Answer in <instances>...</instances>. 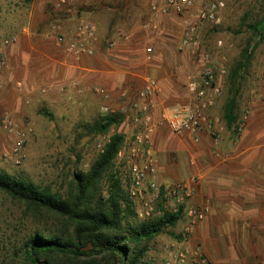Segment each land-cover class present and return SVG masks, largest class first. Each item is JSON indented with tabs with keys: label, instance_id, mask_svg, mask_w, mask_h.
<instances>
[{
	"label": "rangeland",
	"instance_id": "374dc122",
	"mask_svg": "<svg viewBox=\"0 0 264 264\" xmlns=\"http://www.w3.org/2000/svg\"><path fill=\"white\" fill-rule=\"evenodd\" d=\"M116 1L94 0L91 4L85 5L82 0H78L75 9L70 13L73 14L80 6L86 7L84 18L96 23L99 28L98 49L99 47L109 49L108 42L114 39L115 32L124 30L130 33L132 28L130 21L140 18L138 21L140 27L131 39L118 38L117 46L114 48L128 47L131 54L136 53L134 57H139L140 63L136 61V65L131 67V71L134 72L132 84L119 86L113 92L109 91L108 100L96 93L94 87L87 88L84 92L75 89V94H80L82 97L74 104L66 106L61 103L62 101L57 103L50 101L49 94L55 89H50L48 84L41 86L37 92L36 88H33L32 92L35 93L27 92L24 89L25 84L19 77H11L8 54L12 46L23 40L24 44H28L31 48L42 37L46 38L48 33L52 38L50 32L53 31V25H62L65 29L74 28L78 24V19L73 22L64 19L67 12L54 7L57 0H0V169L32 180L38 185L51 187L53 190L66 189L72 172L87 170L112 133L119 131L129 136L132 128L128 113L129 104L143 85L145 77H155L162 83L167 79L169 84H172V86L168 85L171 87V92L172 89L177 91L176 97L168 95L165 107H171L166 103H172L176 98L182 103H187L190 101L187 84L199 76L204 69L203 55L206 52L212 54L213 61L222 55L228 58V73L223 77L220 76L221 92L216 104L222 103L234 93L229 82V72L239 60L242 49L253 38L248 24L262 18L264 0H225L221 23L199 22V45L184 48H180L184 33L182 17L173 11L165 12L164 0H124L123 5L128 6H122V10L116 8ZM154 3L159 10L155 14L152 11ZM130 5H135L133 11ZM113 16L114 22L111 23ZM245 17L246 20L243 21ZM188 19L194 20L191 16H188ZM148 22L152 26L145 28L144 24ZM155 25L156 27H153ZM143 30H148L149 33ZM13 36H16L17 40L2 47L4 40ZM257 39L258 37H254L251 43L254 44ZM218 40H222L223 44L219 45ZM148 46L154 48V57L151 61L145 59V49ZM2 59L6 60L3 65ZM59 90L60 93L64 92V88ZM124 91L127 96H123ZM238 95V109L241 116L247 113L250 106L252 110L260 105V108L264 106V41L255 50L252 66L239 85ZM104 106H109L113 113L127 114L126 119L119 126H114L107 134L89 132L83 124L93 122L99 115L108 114L103 110ZM46 112H51L53 117ZM6 116H9L13 124L25 134L17 153L14 152L16 134L9 132L5 127ZM217 132L220 135V131ZM175 137L179 138L178 135ZM162 148V160H160L165 164V149ZM159 155L161 156L158 152ZM176 157L175 153H169L171 164L167 166V170L176 179L167 182L186 178L180 179L183 174H180L181 168ZM187 158L188 165H193V157L189 155ZM183 161L185 166L184 158ZM115 169L118 170L124 183L130 185L131 172L123 156L118 155L116 158ZM187 173V177L191 175ZM136 204L141 207L142 199L136 198ZM56 223L57 220L52 217L44 220L32 218L25 213L21 204L0 192V264H10L14 251L36 228L40 229L45 225L52 226L51 224ZM210 245L200 236L197 229L192 234H185L184 222L181 219L175 226L169 227L152 239L145 261L146 264H168V262L179 264L172 257L175 250L200 246L203 252L205 251L206 262L189 260L183 264H215L214 257L207 252H217V247Z\"/></svg>",
	"mask_w": 264,
	"mask_h": 264
},
{
	"label": "crops",
	"instance_id": "0c3cea01",
	"mask_svg": "<svg viewBox=\"0 0 264 264\" xmlns=\"http://www.w3.org/2000/svg\"><path fill=\"white\" fill-rule=\"evenodd\" d=\"M124 2L117 0L116 8L128 6L123 5ZM129 7L133 11L135 5ZM84 13L80 18H84ZM113 18L111 23L114 22ZM139 20L137 18L129 23L132 25V35L140 27ZM143 31L149 33L148 30ZM48 35L31 48L23 40L9 49L11 77H19L30 94L33 88L37 92L41 86L48 84L50 89H55L49 94L50 101H62L70 106L82 97L75 94V89L84 92L87 88L100 86L107 92H113L119 86L132 84L134 72L131 67L136 65V61L139 62V57H134L136 53L131 54L128 47L118 46L113 51L99 47L94 56L76 60ZM160 82L164 90L155 96L156 117L163 109L178 110L193 103L192 96L187 92L189 102L182 103L176 98L172 103H166L171 107H165L168 95L176 97L178 94L175 89L171 92L169 86L172 84L167 79ZM60 88H64V92L60 93ZM136 95L137 92L134 99ZM230 96L222 103L218 102V105L215 102L217 106L208 111L210 121L215 129L217 127L216 131H220L217 145L209 130H205L201 141L196 143L189 135L175 137L176 134L167 125L158 129L154 144L158 160L157 178L164 183L176 179L167 170L171 164L169 153H175L180 174H183L178 177H186L183 180L196 179L197 194L192 202L205 203L209 207L197 230L207 244L217 247V252L207 250L214 257L215 264H264V106L253 110L250 106L244 130L234 134V127H228L224 118L225 105ZM242 116L239 115V121ZM162 147L165 149V164L161 162ZM158 152L161 156H158ZM189 155L193 157L191 166L188 165ZM183 158L186 160L185 166ZM187 172L191 174L188 177Z\"/></svg>",
	"mask_w": 264,
	"mask_h": 264
},
{
	"label": "trees",
	"instance_id": "16d2710c",
	"mask_svg": "<svg viewBox=\"0 0 264 264\" xmlns=\"http://www.w3.org/2000/svg\"><path fill=\"white\" fill-rule=\"evenodd\" d=\"M63 10L67 12L64 19L69 21L76 15L79 20L86 7H78L73 14L66 8ZM248 25L253 38L229 72L234 93L226 102L224 118L228 127H234V134H239V85L250 71L255 50L264 41V14ZM254 37L258 39L252 44ZM46 113L53 117L51 112ZM126 115L122 112L99 115L83 126L89 132L107 134ZM125 140L124 133H112L87 170L72 172L64 190H53L0 169V192L21 204L25 213L36 220L47 217L57 220L52 226L45 225L30 233L14 251L10 264H146L150 242L175 226L182 219V210H164L162 215L150 218L139 216L130 185L114 170ZM157 206L163 209L162 201Z\"/></svg>",
	"mask_w": 264,
	"mask_h": 264
},
{
	"label": "built area",
	"instance_id": "2783aa9c",
	"mask_svg": "<svg viewBox=\"0 0 264 264\" xmlns=\"http://www.w3.org/2000/svg\"><path fill=\"white\" fill-rule=\"evenodd\" d=\"M77 1L58 0L55 6L60 10L66 8L72 12ZM93 1L82 0V3L88 5ZM164 1L166 4L165 12L173 11L182 17L184 33L180 41V48L197 47L200 39L199 22L221 23V12L226 5L225 0ZM157 10L158 6L154 3L152 5L153 13L155 14ZM188 16L193 17L194 20H189ZM151 26L150 22L144 24L145 28ZM52 30L50 33L56 45L76 60H80L84 56H94L98 51L99 28L96 23L88 19L80 18L74 28L65 29L62 25H53ZM131 37L132 33L117 30L114 39L108 42V47L114 49L117 46L118 38L130 40ZM16 40V36L5 39L2 47H6ZM218 44L222 45L223 41L218 40ZM153 57L154 48L148 46L145 49V59L151 61ZM203 59L205 62L204 69L199 76L187 84V90L192 96L193 103L183 107V109H163L160 111L159 117L155 116V96L163 92V86L155 77H145L144 84L137 91L136 98L130 101L128 113L132 128L129 136H126L123 149L119 153L129 164L131 172L130 192L135 198L142 199V206H137L139 216L150 218L162 215L164 210L172 212L182 210L184 233L187 235L192 234L200 222L205 219L209 207L205 203L192 202L197 194L195 178L166 183L158 180V160L154 144L158 129L164 125H167L178 136H191L196 143L201 141L205 130H209L214 144L217 145L220 142L218 133L209 119L208 111L215 105L216 98L221 92V77L228 73V58L226 55H222L213 61L212 54L206 52ZM5 63L6 60L2 59L1 64ZM95 92L106 100L110 97V94L100 86L95 87ZM123 96H127V94L124 93ZM103 110L106 113L113 111L109 106H104ZM248 118V112L243 114L238 123L239 133L244 130ZM4 123L9 132L16 134L17 141L14 145V152L17 153L24 141L25 134L13 124L9 116L5 117ZM159 201H162L163 209L158 208ZM172 257L179 264L189 260L200 263L207 260L200 246L179 248L175 250Z\"/></svg>",
	"mask_w": 264,
	"mask_h": 264
},
{
	"label": "water",
	"instance_id": "95a60500",
	"mask_svg": "<svg viewBox=\"0 0 264 264\" xmlns=\"http://www.w3.org/2000/svg\"><path fill=\"white\" fill-rule=\"evenodd\" d=\"M69 20L75 21L76 20V15H73L71 18H69Z\"/></svg>",
	"mask_w": 264,
	"mask_h": 264
}]
</instances>
